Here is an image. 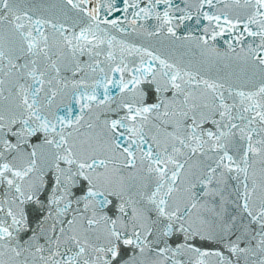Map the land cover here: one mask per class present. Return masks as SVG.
I'll return each mask as SVG.
<instances>
[{
	"label": "snow or ice",
	"instance_id": "1",
	"mask_svg": "<svg viewBox=\"0 0 264 264\" xmlns=\"http://www.w3.org/2000/svg\"><path fill=\"white\" fill-rule=\"evenodd\" d=\"M0 264H264V0H0Z\"/></svg>",
	"mask_w": 264,
	"mask_h": 264
}]
</instances>
